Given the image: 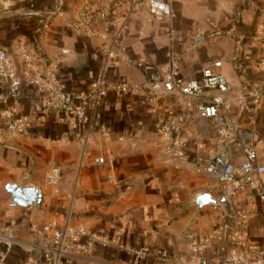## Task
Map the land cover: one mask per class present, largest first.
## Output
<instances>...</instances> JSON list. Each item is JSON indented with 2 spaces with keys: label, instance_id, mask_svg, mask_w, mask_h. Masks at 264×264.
Here are the masks:
<instances>
[{
  "label": "crops",
  "instance_id": "crops-1",
  "mask_svg": "<svg viewBox=\"0 0 264 264\" xmlns=\"http://www.w3.org/2000/svg\"><path fill=\"white\" fill-rule=\"evenodd\" d=\"M100 1L0 0V50L12 57L21 78V96L0 104V264H197L201 258L216 264L226 256L261 264L264 215L251 190L232 199V216L197 203L205 193L219 197L216 177L207 172L215 156L244 160L236 154V134L220 140L212 121L180 95L163 94L150 105L143 89L122 97L110 91L98 105L88 102L78 119L28 81L19 49L42 57L30 67L31 77L40 75L45 85L52 73L77 95L88 94L101 76L141 86L145 77L132 64L139 59L162 73L176 67L187 80L221 61L231 116L264 162V104L258 96L263 45L256 37L264 26V0H166L177 13L172 24L154 21L141 6L117 44L116 29L108 30L98 16ZM110 1L127 7L132 0ZM83 10L92 13V35L78 26ZM6 108L14 112V129ZM180 117L186 122L175 138L183 155L173 159L164 153L160 129ZM52 170L60 176L49 185ZM9 185L37 188L42 205L14 206ZM81 226L109 239V247L97 245L88 254L78 243L73 251H59L63 232ZM145 245L150 256L136 260L132 249ZM163 252L169 257L162 259Z\"/></svg>",
  "mask_w": 264,
  "mask_h": 264
},
{
  "label": "built area",
  "instance_id": "built-area-1",
  "mask_svg": "<svg viewBox=\"0 0 264 264\" xmlns=\"http://www.w3.org/2000/svg\"><path fill=\"white\" fill-rule=\"evenodd\" d=\"M101 0L98 16L106 21L108 30L116 29L114 43H118L123 32L127 28L130 19L137 13L141 6H145L150 17L157 22H167L172 24L177 13L171 3L166 0H132L127 7L121 3L112 6V1ZM92 13L81 11L79 13V27L88 35L94 34L91 26ZM256 37L263 45V54L259 60L258 67L261 71L258 85V96L264 104V26L256 31ZM102 51L109 59L116 58V54L103 48ZM19 56L24 63L23 75L27 77L31 84L40 85L42 91L47 93L51 100H56L63 104L65 109L78 119L86 115L87 104L92 102L98 105L102 102L110 91H114L118 97L128 95L134 91L144 90L146 99L150 105H155L163 94H176L183 98L185 105L194 108L197 115L212 121L215 133L220 140H225L234 133L240 141L238 142L236 154H241L244 160L236 164L234 160L226 155H217L207 167V172L214 175L219 187V197L225 196L235 199L239 195L251 190L261 203V212L264 215V162H260L254 143L244 138L238 123L232 118L233 99L227 96L231 92V87L224 74L219 70L222 67L221 61L207 64L201 72V76L196 80H187L179 69L171 67L162 73L158 67L146 60L131 59L124 55L126 62L132 63L139 69L145 77V83L135 85L129 80L122 78L118 82L111 83L105 76H101L88 94H70L49 73L48 84H41L40 75L31 77L29 69L34 62L42 59L41 55L26 46H21ZM21 96V78L14 60L5 50H0V104H5L10 100L18 99ZM245 100L240 98L241 107L245 105ZM6 121L10 128H16L18 123L14 112L10 108L4 110ZM186 122L184 117L174 118L165 123L160 133L163 137L164 153L170 158L177 159L183 155L182 146L176 141V134L181 130ZM102 162V159L99 160ZM60 173L52 170L46 174V182L49 185L59 181ZM62 244L59 251H73L76 244L80 243L86 253H91L97 245L109 247L110 240L102 237L100 233L86 227L70 228L62 234ZM2 241V225L0 224V243ZM115 243V242H113ZM152 249L150 246H142L132 249L131 253L138 261H144L150 256ZM169 253L163 252L162 259L168 258ZM261 264H264V249L258 255ZM0 258L1 256L0 252ZM92 264V263H88ZM197 264H208L205 258L199 259ZM216 264H251L246 257H218Z\"/></svg>",
  "mask_w": 264,
  "mask_h": 264
},
{
  "label": "water",
  "instance_id": "water-1",
  "mask_svg": "<svg viewBox=\"0 0 264 264\" xmlns=\"http://www.w3.org/2000/svg\"><path fill=\"white\" fill-rule=\"evenodd\" d=\"M13 196V205H20L28 207L31 205L41 206L43 201V194L35 187H19L16 185H9L7 188ZM197 203L200 207L206 205H213L221 207L227 216L234 215L235 208L231 199L220 196L213 198L210 193H205L198 197Z\"/></svg>",
  "mask_w": 264,
  "mask_h": 264
}]
</instances>
